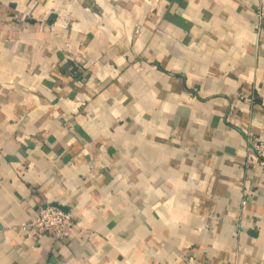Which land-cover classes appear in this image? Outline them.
<instances>
[{"label":"crops","instance_id":"1","mask_svg":"<svg viewBox=\"0 0 264 264\" xmlns=\"http://www.w3.org/2000/svg\"><path fill=\"white\" fill-rule=\"evenodd\" d=\"M261 12L0 0V264H264Z\"/></svg>","mask_w":264,"mask_h":264},{"label":"built area","instance_id":"2","mask_svg":"<svg viewBox=\"0 0 264 264\" xmlns=\"http://www.w3.org/2000/svg\"><path fill=\"white\" fill-rule=\"evenodd\" d=\"M264 18V12H261ZM257 163L264 166V138L258 140L253 146ZM77 223L71 212L64 211L53 204H45L38 207L34 216L26 223V229L35 239L49 236L57 241H64L72 237Z\"/></svg>","mask_w":264,"mask_h":264}]
</instances>
